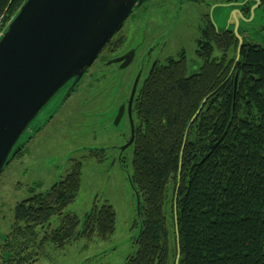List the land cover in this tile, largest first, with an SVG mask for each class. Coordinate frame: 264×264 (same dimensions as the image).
Instances as JSON below:
<instances>
[{
    "label": "trees",
    "instance_id": "16d2710c",
    "mask_svg": "<svg viewBox=\"0 0 264 264\" xmlns=\"http://www.w3.org/2000/svg\"><path fill=\"white\" fill-rule=\"evenodd\" d=\"M25 1L0 0L4 27ZM249 9L250 4L242 10L245 18ZM207 28L197 73L187 74L184 59L170 61L138 89L129 180L139 196L140 230L125 264H176L178 252V264H264V46L244 43L235 65L238 41L232 31ZM209 95L183 147L190 121ZM88 157L103 162L107 150L90 149ZM81 169L82 162H74L63 180L14 207L0 247L4 264H33L49 245L64 250L82 239L113 235L110 205L94 204L82 223L65 213L79 193ZM55 217L60 223L51 229Z\"/></svg>",
    "mask_w": 264,
    "mask_h": 264
},
{
    "label": "rangeland",
    "instance_id": "374dc122",
    "mask_svg": "<svg viewBox=\"0 0 264 264\" xmlns=\"http://www.w3.org/2000/svg\"><path fill=\"white\" fill-rule=\"evenodd\" d=\"M223 1L216 0V5L227 4ZM233 1L244 3V0ZM249 4L251 7L254 3ZM233 9L230 6L216 7L212 21L218 32L233 30L230 19ZM205 11L204 7L193 2L167 0L163 10L142 14L141 19L140 12L134 13L138 14L135 23L141 21L149 27L146 30L129 25V21L134 20L130 18L125 26V29L129 28L125 33L126 44L129 47L142 44V29L141 34L145 32L144 51L155 46L156 53L164 48L161 61L167 56L177 59L184 51L189 75L197 69V64L191 61L195 59L196 41L200 37ZM238 34L246 43L264 46L263 7L256 8L249 21H240ZM219 55L214 53V57ZM138 61L120 71L114 65L106 66L97 60L65 103L61 104L62 90L20 138V142L27 141L26 145L20 156L15 157L0 175V247L10 231L14 207L34 195L47 192L65 178L74 162L81 161L79 193L65 213L76 215L82 223L94 204L98 207L110 205L116 215L115 231L107 240L94 237L87 242L82 239L64 250L49 245L33 264H125L135 253L140 221L137 199L129 182L133 173L134 148L129 145L123 149L129 139L127 119L117 126L114 122L120 106L130 95ZM167 64L162 62V65ZM90 149H106L107 159L97 162L88 157ZM169 207L168 203L166 217L170 241L173 242L176 229ZM59 223L58 217L53 218L50 228H58ZM4 262L0 255V264Z\"/></svg>",
    "mask_w": 264,
    "mask_h": 264
},
{
    "label": "water",
    "instance_id": "95a60500",
    "mask_svg": "<svg viewBox=\"0 0 264 264\" xmlns=\"http://www.w3.org/2000/svg\"><path fill=\"white\" fill-rule=\"evenodd\" d=\"M144 1L26 0L24 2L16 15L6 24L0 38V175L26 145L27 141L20 142V138L40 112L62 90L61 104L65 103L106 45L122 29L134 8L142 5ZM242 2L219 4L212 8V12L217 6L234 8L230 19L233 21L232 33L238 41L235 65L243 44H246L238 34L240 21H249L254 10L261 7L260 0ZM249 3L254 4L250 7L249 18L245 19L241 9ZM211 24L217 34L226 32V30L223 33L218 32L212 16ZM133 59L134 52L130 51L123 57L110 61L109 64L121 63L120 69H125ZM138 80L139 75L134 81L128 104L130 118ZM210 96L203 100L190 121L184 135L183 147L189 127ZM123 112L124 105L118 111L115 126L119 124ZM133 139L132 132L129 142L123 149L132 145ZM130 186L137 199V215L140 221L139 196L131 182ZM176 198L177 194L175 201ZM177 247L179 248L178 233ZM179 257L178 252L176 264Z\"/></svg>",
    "mask_w": 264,
    "mask_h": 264
},
{
    "label": "flooded vegetation",
    "instance_id": "af4514ba",
    "mask_svg": "<svg viewBox=\"0 0 264 264\" xmlns=\"http://www.w3.org/2000/svg\"><path fill=\"white\" fill-rule=\"evenodd\" d=\"M180 1L193 2V3L197 4L199 7H204V10H206L202 19H201L202 21H201V26H200V37L196 41V50L194 52L195 59L191 61L192 63L197 64V69L192 70L189 73V74H194V73H197L199 71L200 66H201L199 53L201 52V46H203L202 45L203 42H206V38H205L204 33L206 32V29H208L207 24H211V16H214L215 10L212 12V8L216 5V0H180ZM166 3H167V0H145L142 3V5H140L138 7L136 6L134 8V10L132 11V13L130 14L129 18L126 20L122 29L110 40V42L106 45V47L104 48V50L101 52L100 56L97 59V60H100L106 66L107 65H114L115 69H118L120 71H125V69L127 67L125 69H120L121 63L109 64V62L114 60V59L123 57L124 55H126L130 51L134 52V59L132 60L131 64L134 63L135 60L139 59L138 70H137V74L135 76V79H136V77L139 75V80H138L137 88H136V91H135V94H134V97L132 100L131 118L128 114V104H129L131 91H132V87H133L134 82L132 84L129 97L122 104V105H124V112H123L121 120L118 124V125H120V123H122V121L125 120V118L127 119L128 123H129L128 124V132H129L128 142L132 136V132H133V136L135 133V125H134V119H133V106H134V101H135V98H136V95H137V92H138L140 85L147 78V76H149L152 73V71L157 66L162 65V62L166 61L169 63L170 61L171 62L172 61H181L182 59H184L185 62L187 61V58H186L184 51L179 53L177 59H175V57L167 56L165 54V56H167V57L163 61H161V57L163 55L164 48L163 49L160 48L156 53H154L155 46L148 47L146 49V51H144L142 47H143V43H144V39H145V32L143 34H141L142 29L140 31L141 42H143L142 44L140 43V44H137L133 47H129L126 44L127 39H126L125 33L129 30V28L125 29V26L127 24V21L130 18H133L134 20L132 19L133 20L132 22L129 21V25L132 24L137 28L138 27H144L146 30H148V27H149L148 25L146 26V23L142 24L141 21H139V23H135V21H136L135 18L138 16V14L134 15V13L140 12V14H141L140 19H141L142 14L146 15L147 12L163 10L166 6ZM242 10H245V5L242 7ZM242 13H243V11H242ZM150 28H153V27H150ZM228 31H230V30H226V32H228ZM214 32L217 34L216 31H214ZM223 32L224 31L219 32V33H223ZM226 32H224V33H226ZM201 38H202V40H201ZM122 48H124L123 52H121ZM186 67H187V64H186ZM187 74H188V67H187ZM135 79H134V81H135ZM117 115H118V112H117Z\"/></svg>",
    "mask_w": 264,
    "mask_h": 264
},
{
    "label": "built area",
    "instance_id": "2783aa9c",
    "mask_svg": "<svg viewBox=\"0 0 264 264\" xmlns=\"http://www.w3.org/2000/svg\"><path fill=\"white\" fill-rule=\"evenodd\" d=\"M1 24V22H0ZM3 29H4V26L2 25V27L0 26V38H1V35H2V32H3Z\"/></svg>",
    "mask_w": 264,
    "mask_h": 264
}]
</instances>
